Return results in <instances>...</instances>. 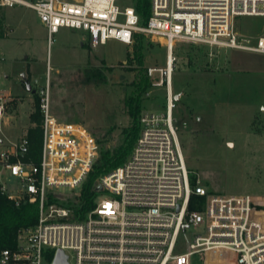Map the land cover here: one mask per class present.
Returning <instances> with one entry per match:
<instances>
[{"label": "built area", "instance_id": "built-area-1", "mask_svg": "<svg viewBox=\"0 0 264 264\" xmlns=\"http://www.w3.org/2000/svg\"><path fill=\"white\" fill-rule=\"evenodd\" d=\"M135 3L0 0L1 8L34 10L49 40L61 29L87 32L94 48L109 40L131 46L136 33L163 39L166 64L148 67L147 74L167 92L164 112L142 113L130 158L98 179L96 193L106 196L94 197V207L81 213L83 185L100 145L85 126L52 114L47 81L37 93L42 116L38 156L31 154L26 131L15 141L0 136V179H16L11 188L0 181L2 194L18 207L39 204L38 223L19 233L14 249L0 250V264H52L58 250L69 264L71 259L74 264H193L197 255L205 264H264V217L251 196L210 193L187 168L172 90L178 44L264 54V34L253 41L236 27L240 17L264 18V0H150L145 25ZM14 101L0 94V122ZM78 187L73 199L60 192ZM192 197L196 208L191 210Z\"/></svg>", "mask_w": 264, "mask_h": 264}, {"label": "rangeland", "instance_id": "rangeland-1", "mask_svg": "<svg viewBox=\"0 0 264 264\" xmlns=\"http://www.w3.org/2000/svg\"><path fill=\"white\" fill-rule=\"evenodd\" d=\"M119 4L131 6L132 0H119ZM236 24L253 41L264 34V18L240 17ZM143 35L144 66H164V40ZM139 36L131 46L109 40L94 48L87 32L61 29L49 40L34 10L0 7V94L15 98L8 108L10 114L0 122V136L15 141L34 126L30 114L37 95L33 91L40 92L48 81L53 115L85 126L100 148H117L131 123L125 98L142 73L137 63L129 61ZM174 56V100L181 92L184 95L179 102L175 100L173 116L187 168L210 193L264 196V54L182 43ZM88 67L102 68L106 81L85 84ZM29 80L31 91L26 87ZM166 95L164 88L152 83L142 97V113L164 112ZM2 182L11 188L16 179ZM80 190L60 192L73 199ZM105 196L103 191L95 195L98 200ZM258 206L254 201L264 217ZM184 250L185 240H181L180 251ZM70 263L74 264L73 259ZM193 264H205V260L197 255Z\"/></svg>", "mask_w": 264, "mask_h": 264}, {"label": "trees", "instance_id": "trees-1", "mask_svg": "<svg viewBox=\"0 0 264 264\" xmlns=\"http://www.w3.org/2000/svg\"><path fill=\"white\" fill-rule=\"evenodd\" d=\"M136 10L141 15V24L145 25L151 13L150 0H136ZM140 35L134 48L133 55L129 58L130 62L137 63L141 75L138 81L134 83V90L125 98L127 113L131 118L130 125L123 130L124 139L114 150L100 148L99 157L83 185L82 198L84 205L80 212L84 213L94 207V197L96 195L98 179L111 170L123 165L131 156L137 139L140 136L142 115V97L151 87L153 79L147 74V68L144 66V35ZM106 81V74L102 68L88 67L84 70L85 84H101ZM27 81V83H29ZM37 95V92L34 91ZM30 119L34 126L27 128L26 136L30 140L31 154L36 157L40 152L42 138V116L39 107V98L36 96L35 109L30 114ZM196 179L193 178V183ZM195 198L190 201V209H195ZM259 210H264V206H258ZM39 220V204L23 203L19 207L9 200L0 190V250L14 249L17 246L18 235L24 230L35 226ZM52 257V253L51 256Z\"/></svg>", "mask_w": 264, "mask_h": 264}, {"label": "water", "instance_id": "water-1", "mask_svg": "<svg viewBox=\"0 0 264 264\" xmlns=\"http://www.w3.org/2000/svg\"><path fill=\"white\" fill-rule=\"evenodd\" d=\"M22 78L25 81V75H22ZM26 87L28 91L32 90L30 83H26ZM175 100H177V97L175 98ZM52 264H69L68 256L65 254L63 250H58L57 253L55 254V258Z\"/></svg>", "mask_w": 264, "mask_h": 264}, {"label": "crops", "instance_id": "crops-1", "mask_svg": "<svg viewBox=\"0 0 264 264\" xmlns=\"http://www.w3.org/2000/svg\"><path fill=\"white\" fill-rule=\"evenodd\" d=\"M172 90H173V88H172ZM183 95H184V93L181 92L180 94H178L177 96H175V98L177 97V100L176 101L179 102L180 99L183 97ZM229 144H230V146L233 145L232 142L231 143L229 142ZM247 195L251 196V198L253 199V201H256L257 202V205L264 206V196H262V195H250V194H247Z\"/></svg>", "mask_w": 264, "mask_h": 264}]
</instances>
